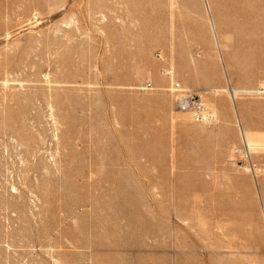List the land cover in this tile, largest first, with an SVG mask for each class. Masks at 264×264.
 Segmentation results:
<instances>
[{
	"label": "rangeland",
	"instance_id": "1",
	"mask_svg": "<svg viewBox=\"0 0 264 264\" xmlns=\"http://www.w3.org/2000/svg\"><path fill=\"white\" fill-rule=\"evenodd\" d=\"M244 139L264 0H0V264H264Z\"/></svg>",
	"mask_w": 264,
	"mask_h": 264
},
{
	"label": "built area",
	"instance_id": "2",
	"mask_svg": "<svg viewBox=\"0 0 264 264\" xmlns=\"http://www.w3.org/2000/svg\"><path fill=\"white\" fill-rule=\"evenodd\" d=\"M176 83H173V87L175 89H179V84L175 85ZM178 107H180L181 109H185V110H190L192 112L195 113V115H197L198 117H200L202 120L208 122V123H213L217 120V115L216 113L210 109L209 107H205L204 103L201 101L200 98L195 97L193 94L189 95V94H182V96L179 98L178 100ZM240 151L239 152L242 157L240 159V161L245 164L246 166L250 167L251 169L254 170V173L256 174V169L257 167L261 170V172L264 173V166H259L258 164L254 165L253 162L250 161V155L251 153H249L250 151H248V149L245 147L244 143L243 145L240 147ZM262 167V168H260ZM258 170V171H260ZM252 173V171H250ZM253 175V173H252Z\"/></svg>",
	"mask_w": 264,
	"mask_h": 264
},
{
	"label": "bare ground",
	"instance_id": "3",
	"mask_svg": "<svg viewBox=\"0 0 264 264\" xmlns=\"http://www.w3.org/2000/svg\"><path fill=\"white\" fill-rule=\"evenodd\" d=\"M227 90L231 93L232 97H236L237 94H238V90L236 88H234V87H232V88L231 87L230 88L228 87ZM243 143H244L245 147L248 149V151H250L249 153H251V155H250V161L253 162L254 165L258 164V163H256L253 160V152L254 153L264 152V140L248 141V140L244 139V142ZM240 149L241 148H238L236 151H240ZM260 168H262V167H260ZM246 169H248L249 171H252L253 176L255 178H257L260 173H263V172H261V170L258 167L255 170L256 171V174L254 173V170L251 169L250 167L247 166ZM258 170H260V171H258ZM263 201H264V199H263ZM263 207H264V204H263Z\"/></svg>",
	"mask_w": 264,
	"mask_h": 264
},
{
	"label": "crops",
	"instance_id": "4",
	"mask_svg": "<svg viewBox=\"0 0 264 264\" xmlns=\"http://www.w3.org/2000/svg\"><path fill=\"white\" fill-rule=\"evenodd\" d=\"M264 183V179L263 180H260V185ZM264 193V192H263Z\"/></svg>",
	"mask_w": 264,
	"mask_h": 264
}]
</instances>
